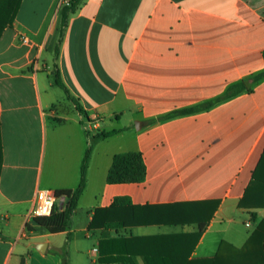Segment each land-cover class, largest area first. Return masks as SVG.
<instances>
[{"label":"crops","instance_id":"crops-1","mask_svg":"<svg viewBox=\"0 0 264 264\" xmlns=\"http://www.w3.org/2000/svg\"><path fill=\"white\" fill-rule=\"evenodd\" d=\"M63 5L22 0L0 38V264H187L223 243L247 248L264 221V0H86L55 60ZM55 63L90 119L66 111ZM91 146L77 208L51 233L30 217L37 192L76 190ZM129 152L145 179L109 183L114 156ZM212 202L196 239L187 204Z\"/></svg>","mask_w":264,"mask_h":264},{"label":"trees","instance_id":"trees-1","mask_svg":"<svg viewBox=\"0 0 264 264\" xmlns=\"http://www.w3.org/2000/svg\"><path fill=\"white\" fill-rule=\"evenodd\" d=\"M22 0H0V38L7 27H12L15 22L16 14L19 10L20 4ZM86 0H70L68 4L63 5L61 9V21H60V38L58 44L55 49V60L58 59L60 52V45L63 42L65 31L68 27L70 17L77 13L79 8L83 5ZM55 70L52 71V75L55 77L56 84L64 90L67 99L75 105L76 110L82 114L87 119H90L86 111L82 108L79 102L71 95L67 86L64 84L60 70L58 65L55 63ZM264 76L262 73L256 79H259ZM249 87L248 82H243L231 88L229 92L224 96L225 98H231L239 95L244 90H247ZM222 97V98H224ZM222 98L215 99L208 103L195 106L188 109H183L179 111H175L169 114V117H175L180 115L192 114L202 110L209 109L215 103L220 102ZM91 121V120H90ZM114 132L112 134H103L95 138V140H99L101 138H105L111 135L116 134ZM92 152V146L87 150L86 155L84 157L82 168H81V181L76 190H62L57 191L56 195L58 198L67 197L68 204L66 208L62 211L56 209L50 217L37 218L35 221L45 227L51 233H60L66 231L69 222L73 216L74 211L77 208L79 198L84 191L86 184V170L88 166V162L90 159V155ZM3 160V146L1 139V121H0V164ZM260 171H263L264 174V155L260 161L257 172L254 175V180L258 182H264V177L258 175ZM146 177V166L143 160V157L140 153L129 152V153H119L114 156L112 165L108 172L107 181L111 184H121V183H140ZM125 198H118L115 200V205H121L126 202ZM218 202H212L211 205L208 203H194L187 204L189 206H195L197 208L195 214H198L200 217V222L198 223V232L195 234L196 239L200 237V235L204 232L207 227L208 221L211 218L213 212L218 207ZM210 206V207H208ZM141 208H132L133 211L140 210ZM209 210L208 216H206V210ZM155 221L156 219H146L140 220L138 223H143L149 225ZM227 254H226V253ZM225 253V254H224ZM163 259L165 256H159ZM102 263H113L115 259H106L103 258L100 260ZM187 264H264V221H262L255 233L251 236L249 241V246L244 250H235L232 249L228 244L223 243L219 249V253L212 258H203L196 260L194 262H190Z\"/></svg>","mask_w":264,"mask_h":264},{"label":"built area","instance_id":"built-area-1","mask_svg":"<svg viewBox=\"0 0 264 264\" xmlns=\"http://www.w3.org/2000/svg\"><path fill=\"white\" fill-rule=\"evenodd\" d=\"M64 4H68L70 0H63ZM23 42H27L26 38H23ZM96 128H98L97 123H93L89 121V131H94ZM57 195L56 192L53 190H49V189H42L39 190L37 192V196H36V203H35V207L30 215L31 218L33 219H37V218H44V217H50L52 216L55 207H56V202H57ZM44 200H52L54 201L52 203L51 209H50V215H36L37 210H41L43 211L45 205H44Z\"/></svg>","mask_w":264,"mask_h":264},{"label":"rangeland","instance_id":"rangeland-1","mask_svg":"<svg viewBox=\"0 0 264 264\" xmlns=\"http://www.w3.org/2000/svg\"><path fill=\"white\" fill-rule=\"evenodd\" d=\"M52 70L54 71L55 68H52ZM57 90H59L58 92H60V94H61L62 96L65 95L64 92H63L60 88H58ZM65 109H66L67 112H69V111H75V110H76L75 107H74V105H73L72 103H70V102H68V104H66ZM96 130H97V128H96L94 131L96 132ZM195 211H196V209H194V210L192 211V217H190V219H189V218L186 219V222H187L189 225H191L192 223H196V222L198 221V215H197V214H194V215H193V212L195 213Z\"/></svg>","mask_w":264,"mask_h":264},{"label":"clouds","instance_id":"clouds-1","mask_svg":"<svg viewBox=\"0 0 264 264\" xmlns=\"http://www.w3.org/2000/svg\"><path fill=\"white\" fill-rule=\"evenodd\" d=\"M53 202L54 201H52V200H44L45 207H44L43 211L38 209L36 212V215H50V209H51Z\"/></svg>","mask_w":264,"mask_h":264}]
</instances>
